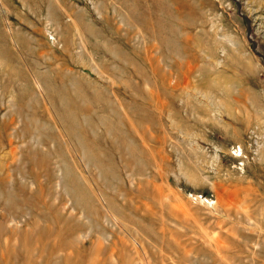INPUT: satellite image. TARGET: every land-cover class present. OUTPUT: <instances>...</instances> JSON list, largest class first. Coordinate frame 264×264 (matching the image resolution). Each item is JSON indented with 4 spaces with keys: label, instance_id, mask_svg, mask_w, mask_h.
Masks as SVG:
<instances>
[{
    "label": "rangeland",
    "instance_id": "rangeland-1",
    "mask_svg": "<svg viewBox=\"0 0 264 264\" xmlns=\"http://www.w3.org/2000/svg\"><path fill=\"white\" fill-rule=\"evenodd\" d=\"M0 264H264V0H0Z\"/></svg>",
    "mask_w": 264,
    "mask_h": 264
}]
</instances>
